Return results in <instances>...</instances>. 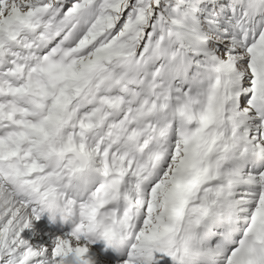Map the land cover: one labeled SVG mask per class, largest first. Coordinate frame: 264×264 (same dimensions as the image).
Wrapping results in <instances>:
<instances>
[{
	"label": "snow or ice",
	"instance_id": "snow-or-ice-1",
	"mask_svg": "<svg viewBox=\"0 0 264 264\" xmlns=\"http://www.w3.org/2000/svg\"><path fill=\"white\" fill-rule=\"evenodd\" d=\"M72 252L264 264V0H0V264Z\"/></svg>",
	"mask_w": 264,
	"mask_h": 264
},
{
	"label": "bare ground",
	"instance_id": "bare-ground-1",
	"mask_svg": "<svg viewBox=\"0 0 264 264\" xmlns=\"http://www.w3.org/2000/svg\"><path fill=\"white\" fill-rule=\"evenodd\" d=\"M45 214L41 216L40 221H33L32 228L25 229L26 239H29L31 242L34 243L45 244L43 243V239L56 235L57 231L55 229L60 230L66 228L67 226H73L72 221L60 222L58 220V217L53 220L48 213ZM47 216H49V219L46 218ZM92 247H94L95 249H99L101 253L112 252L113 254H115L114 250L108 248L102 240L97 241L94 245H92ZM90 252L93 251L90 250ZM156 257L157 260L155 264H165V261H170V258L166 257L162 253H157Z\"/></svg>",
	"mask_w": 264,
	"mask_h": 264
},
{
	"label": "rangeland",
	"instance_id": "rangeland-1",
	"mask_svg": "<svg viewBox=\"0 0 264 264\" xmlns=\"http://www.w3.org/2000/svg\"><path fill=\"white\" fill-rule=\"evenodd\" d=\"M47 219H49V217ZM40 220H41V218L39 220H36V221H40ZM73 226H70V227L67 226L66 228L60 229V230L55 229L57 231V234L54 236L46 237L45 239H43V243H45L46 245H53L57 236H62L66 233H70ZM46 241H48V242H46ZM90 250L95 251L96 249L91 246Z\"/></svg>",
	"mask_w": 264,
	"mask_h": 264
},
{
	"label": "clouds",
	"instance_id": "clouds-1",
	"mask_svg": "<svg viewBox=\"0 0 264 264\" xmlns=\"http://www.w3.org/2000/svg\"><path fill=\"white\" fill-rule=\"evenodd\" d=\"M64 264H82V260L76 253L72 252L64 258Z\"/></svg>",
	"mask_w": 264,
	"mask_h": 264
}]
</instances>
